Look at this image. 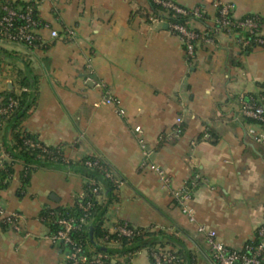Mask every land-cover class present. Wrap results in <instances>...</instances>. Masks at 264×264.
Instances as JSON below:
<instances>
[{
	"label": "crops",
	"instance_id": "0c3cea01",
	"mask_svg": "<svg viewBox=\"0 0 264 264\" xmlns=\"http://www.w3.org/2000/svg\"><path fill=\"white\" fill-rule=\"evenodd\" d=\"M20 1L32 2L47 25L37 31L46 44L30 47L0 40L9 52L0 62V101L26 64L36 77L37 96L20 127L46 145L59 146L68 161L98 157L118 180L110 194L100 187L96 197L105 208L102 227L113 233L126 223L174 234L183 240L192 264H213L197 224L214 229L228 246L240 247L252 239L264 216V142L247 135L251 122L238 109L240 98L264 92V47L241 54L233 37L219 32L213 43L196 46V60L189 63L180 37L168 31L149 0ZM173 1L205 11L204 21L190 22L195 28L212 24L221 2L233 4L235 17L264 16V0ZM69 26L76 31L72 40L50 36L51 29L61 32ZM88 55L96 77L119 99L124 115L111 105L93 106L101 91L82 83ZM177 117L181 135L159 141ZM134 125L141 126L150 160L166 171L171 187L196 172L207 180L189 201L195 223L181 213L170 187L141 166ZM205 128L214 141L213 136L202 137ZM14 168L0 191V206L22 218L19 230H0V264H65L67 251L52 243L38 212L44 206L74 204L87 178L80 170L37 167L18 197L22 164ZM111 264L124 260L114 256ZM128 264H152L147 249L134 253Z\"/></svg>",
	"mask_w": 264,
	"mask_h": 264
},
{
	"label": "built area",
	"instance_id": "2783aa9c",
	"mask_svg": "<svg viewBox=\"0 0 264 264\" xmlns=\"http://www.w3.org/2000/svg\"><path fill=\"white\" fill-rule=\"evenodd\" d=\"M17 0H0V40L21 43L27 46H35L41 44L45 46V42L41 40L38 29L47 27L35 13L34 4L30 1L20 4ZM161 4L165 9L173 11V15L188 16L189 18L184 23L168 22L167 29L170 33L178 35L182 41L186 59L189 63L196 60V46L199 43H213L215 36L219 32H223L242 46L246 45L249 40L241 33L253 35V42L257 46L264 47V16L257 14L235 17L233 14L234 6L232 3L221 2L218 4L217 15L214 18L210 27L203 26L195 28L190 25L193 20L205 19V11L194 6L186 8L177 5L173 0H154ZM76 35L73 27H64L61 32L55 29L50 30L52 38H62L65 41L72 40ZM82 74V83L86 88L99 89L100 96L93 102L94 107L101 105H111L115 107V112L119 115H124L125 111L120 106L119 99L111 92L110 87L100 78L96 77L91 62V56L85 60ZM15 106V101L10 99L8 104L0 106V125L8 117L11 109ZM239 113L244 118H249L251 122L246 127V133L254 142H264V95H260L257 100L252 98H240ZM183 130L181 117H177L174 125L168 133L161 134L158 140L161 142H170L174 138L181 135ZM136 136L137 142L141 147L143 160L141 166L155 172L160 180L169 188V194L174 202L178 205L181 213L190 223H195V216L192 208L189 206V201L192 198L193 190L200 184H206L207 180L199 173H193L189 179L176 188L170 186L171 180L166 171L158 164L150 160L151 150L146 146L142 137V128L140 125H134L132 128ZM210 133L207 128L204 129L202 137L210 138ZM59 151V149H57ZM6 154L0 149V166ZM87 166H97L104 171L106 177L113 179V184H117L118 180L112 177L111 172L102 165L98 157H93L85 161ZM99 186L92 188V193L98 195ZM92 201H88L84 205V213L78 218H60L57 220L60 228L50 235L52 243L63 241L69 245V253L67 257L72 260V264H78L84 258H79L77 255L81 252L83 240L79 238L74 240L71 232L79 231L86 223L89 215V209ZM21 214L19 212H6L0 206V220L9 223V228L13 230L20 229ZM196 231L204 236L207 244L210 257L213 264H264V216L262 221L255 229L253 238L246 241L240 247H232L223 243L217 238L216 231L204 224H197ZM119 235L130 237L139 235L142 230L139 227L131 226L126 223L119 225L116 229ZM134 253H126L122 255L123 260H130ZM155 264H181V259L176 256V248L173 246L158 247L150 252ZM91 264H103L102 256L97 254L92 256Z\"/></svg>",
	"mask_w": 264,
	"mask_h": 264
},
{
	"label": "trees",
	"instance_id": "16d2710c",
	"mask_svg": "<svg viewBox=\"0 0 264 264\" xmlns=\"http://www.w3.org/2000/svg\"><path fill=\"white\" fill-rule=\"evenodd\" d=\"M17 3L24 4L26 2L16 1ZM152 10L156 13V16L164 19L168 22L184 23L189 18L188 16L173 15V11L165 9L161 4L156 3L154 0H149ZM161 11V13L159 12ZM36 13V10H35ZM204 19H200V21ZM204 26L210 27L211 24H205ZM249 42L240 47L241 54L249 53L253 47H256L254 43L253 35L248 33H241ZM9 52L0 47V62L3 57H8ZM15 86L8 88L1 93L2 100L0 106L8 104L10 99L15 101V106L11 109L8 117L0 125V149L4 151L6 157L2 160L0 166V191L5 189L15 170L14 165L16 163L22 164L20 171V185L17 189L18 197L23 196L27 185L29 184L30 176L33 170L41 166H51L58 168H69L73 170H80L81 173L87 178V182L84 184V190L82 196L77 198L75 203L70 206H44L38 212L39 219L46 224L49 228V235L54 233L60 228L57 220L60 218L74 217L78 218L84 213V205L90 200L92 205L89 209V215L86 219V223L77 232H71V236L74 240L78 241L79 238L83 240L81 252L77 255L79 258H84L78 264H91L93 255H101L103 264H111L114 256H122L126 253H136L140 249H147L149 259L152 264H155L150 252L158 247L173 246L176 248V256L181 259V264H192L193 259L190 252L185 248L184 242L181 238L174 234L166 233L162 230L148 231L142 229V233L139 235H132L126 237L119 235L116 231L109 233L102 227L103 215L105 212L104 204L97 202V195L92 193L94 186H99L103 190L110 194L113 189V179L106 177L104 171L97 166H87L85 161L92 159L88 157L78 162H71L64 158L59 146L46 145L41 142L38 137L24 129H22L21 123L29 114V110L36 102L37 88L36 77L31 73V69L23 64V68L18 69L16 72ZM260 95H264V92L258 96L250 97L257 100ZM249 122H253L249 118H244ZM210 133V132H209ZM213 141L216 139L213 133ZM59 149V151L57 150ZM100 162L105 167L101 160ZM114 177L111 169L107 167ZM9 229V223L2 222L0 220V230L4 231ZM116 242V246L111 243ZM58 244L69 253V245L63 241H59ZM130 260L125 259L124 264H128ZM65 264H72V260L67 257Z\"/></svg>",
	"mask_w": 264,
	"mask_h": 264
}]
</instances>
